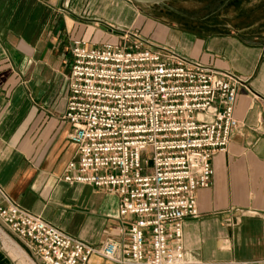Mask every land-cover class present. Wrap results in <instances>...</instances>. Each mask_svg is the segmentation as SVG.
<instances>
[{
    "label": "crops",
    "instance_id": "crops-1",
    "mask_svg": "<svg viewBox=\"0 0 264 264\" xmlns=\"http://www.w3.org/2000/svg\"><path fill=\"white\" fill-rule=\"evenodd\" d=\"M235 4L226 21L153 39L247 83L235 110L240 129L197 193L200 217L184 222L188 264H264V0ZM131 19L121 0H0V207L16 202L92 246L123 238L133 217H119L117 193L64 181L77 158L63 120L72 48L120 42L128 30L144 35L140 17ZM0 235L39 263L5 228ZM1 236L0 264H22ZM90 264L115 263L95 256Z\"/></svg>",
    "mask_w": 264,
    "mask_h": 264
},
{
    "label": "built area",
    "instance_id": "built-area-1",
    "mask_svg": "<svg viewBox=\"0 0 264 264\" xmlns=\"http://www.w3.org/2000/svg\"><path fill=\"white\" fill-rule=\"evenodd\" d=\"M63 116L77 158L64 181L119 195L124 237L92 246L16 202L0 207V228L40 264H188L186 219L211 186L212 161L240 129L235 110L246 81L128 30L120 42L72 48ZM151 153V172L143 155ZM4 226V227H3Z\"/></svg>",
    "mask_w": 264,
    "mask_h": 264
},
{
    "label": "rangeland",
    "instance_id": "rangeland-1",
    "mask_svg": "<svg viewBox=\"0 0 264 264\" xmlns=\"http://www.w3.org/2000/svg\"><path fill=\"white\" fill-rule=\"evenodd\" d=\"M129 4L132 9V19L140 17L138 24L140 32L148 39L164 40L169 29L186 28L195 23L198 28H204L208 22L220 23L226 21L228 16H235L236 0H121ZM252 4V0H245ZM251 8V7H248ZM248 11V10H247ZM250 11V10H249ZM211 33V31H206ZM151 153L143 155L148 160L145 165L147 172H151ZM10 236V234L5 230ZM1 236V235H0ZM1 238L5 241L7 249L22 264H39L36 260H30L28 255L21 249L8 243L7 237ZM12 239H14L11 236ZM27 259V261L25 260Z\"/></svg>",
    "mask_w": 264,
    "mask_h": 264
},
{
    "label": "bare ground",
    "instance_id": "bare-ground-1",
    "mask_svg": "<svg viewBox=\"0 0 264 264\" xmlns=\"http://www.w3.org/2000/svg\"><path fill=\"white\" fill-rule=\"evenodd\" d=\"M1 223V222H0ZM39 264H40V262H39Z\"/></svg>",
    "mask_w": 264,
    "mask_h": 264
}]
</instances>
